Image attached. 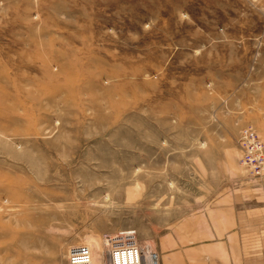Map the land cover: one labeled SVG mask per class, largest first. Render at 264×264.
Wrapping results in <instances>:
<instances>
[{"label":"rangeland","instance_id":"1","mask_svg":"<svg viewBox=\"0 0 264 264\" xmlns=\"http://www.w3.org/2000/svg\"><path fill=\"white\" fill-rule=\"evenodd\" d=\"M247 128L264 141V0H0V264L105 263L125 230L216 262L213 199L258 181Z\"/></svg>","mask_w":264,"mask_h":264},{"label":"crops","instance_id":"2","mask_svg":"<svg viewBox=\"0 0 264 264\" xmlns=\"http://www.w3.org/2000/svg\"><path fill=\"white\" fill-rule=\"evenodd\" d=\"M247 180L250 182L234 183L233 188L219 193L213 199L217 205L211 217L218 220L211 222L209 233L215 236L211 246L217 251V261L204 255L198 258L193 256L192 259H198L202 264H219L220 257L237 264H264V178L258 181ZM172 258H158V263L174 264Z\"/></svg>","mask_w":264,"mask_h":264},{"label":"built area","instance_id":"3","mask_svg":"<svg viewBox=\"0 0 264 264\" xmlns=\"http://www.w3.org/2000/svg\"><path fill=\"white\" fill-rule=\"evenodd\" d=\"M242 157L240 160L250 178L264 177V141L250 129H244L238 140ZM111 237V245L106 250L105 264H155L157 255L150 257L141 246L137 233L133 230L118 231L107 235ZM67 264H93L90 250L87 246H71Z\"/></svg>","mask_w":264,"mask_h":264},{"label":"bare ground","instance_id":"4","mask_svg":"<svg viewBox=\"0 0 264 264\" xmlns=\"http://www.w3.org/2000/svg\"><path fill=\"white\" fill-rule=\"evenodd\" d=\"M90 253L92 257L93 264H105L103 261V248L102 247H96V248H90ZM146 253L149 254L150 257H154L156 255L149 246L146 248ZM158 257V256H157ZM155 264H159L158 261L155 258Z\"/></svg>","mask_w":264,"mask_h":264}]
</instances>
